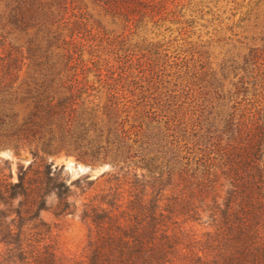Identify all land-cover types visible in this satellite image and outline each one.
<instances>
[{
	"label": "trees",
	"instance_id": "trees-1",
	"mask_svg": "<svg viewBox=\"0 0 264 264\" xmlns=\"http://www.w3.org/2000/svg\"><path fill=\"white\" fill-rule=\"evenodd\" d=\"M165 3L0 0V45L12 32L29 44L0 62V148L33 155L16 180L0 177V264H264V47L231 55L211 75L183 61L177 88L127 98L142 80L112 68L135 50L132 36L164 23ZM88 4L124 23L104 42L105 91L69 64L101 28ZM39 150L110 169L70 180L63 166L36 161ZM100 178L111 187L81 203L85 242L65 254L40 212L53 194L55 217L75 214L72 187L84 193Z\"/></svg>",
	"mask_w": 264,
	"mask_h": 264
},
{
	"label": "rangeland",
	"instance_id": "rangeland-1",
	"mask_svg": "<svg viewBox=\"0 0 264 264\" xmlns=\"http://www.w3.org/2000/svg\"><path fill=\"white\" fill-rule=\"evenodd\" d=\"M165 1L161 13L165 17L164 23H161L160 27L149 23L146 29L132 36L131 44L135 46V50L129 54L126 62L116 64L112 68L118 72L119 66L120 71H128L129 82L142 80L140 89L130 86V89H134L135 96H131L130 89L127 88L124 92L127 98L136 100L151 91L155 95L177 88L174 85L178 80L175 71L178 70L177 64L183 61H187L188 66L193 65L200 73L207 71L211 75L212 72H219L224 63L229 64L227 61L231 55L240 51L247 53L248 47H264V0ZM88 7L99 20L101 28L99 31L94 30L99 33L90 36L87 45L73 55L69 64L71 68H76V72L86 74L90 85L98 91H105L109 87L111 89V49L107 48L104 42L107 36L111 39V31L121 33L124 23L111 17L99 6L88 4ZM13 33L5 34L3 38L4 43L0 45V62L8 56L26 55L29 44L25 36L18 37L17 32ZM125 33H129V30ZM28 64L29 60L23 63L19 72L21 78L25 77ZM230 67L234 71L236 66ZM160 74L162 77H159ZM230 79L235 80L236 77L232 76ZM98 99L96 97V100ZM37 156L36 161L63 166V173L69 175L70 180L85 174L94 178L110 169L109 164L105 163L94 168L89 166L91 170H86L88 165L64 150H39ZM4 160H8V163ZM32 160L33 155L28 147L0 148V177L11 173V180H16L18 165L26 166ZM109 187L111 183H106L104 178L98 179L84 193L72 187L69 200L75 201L78 207L73 215L55 217L53 212L56 197L53 194L47 197L48 207L40 212V216L52 224V232L58 234V243L65 254L77 255L85 242V226L78 217L81 203L96 201L102 190Z\"/></svg>",
	"mask_w": 264,
	"mask_h": 264
},
{
	"label": "water",
	"instance_id": "water-1",
	"mask_svg": "<svg viewBox=\"0 0 264 264\" xmlns=\"http://www.w3.org/2000/svg\"><path fill=\"white\" fill-rule=\"evenodd\" d=\"M86 170H91V167L87 166V167H86Z\"/></svg>",
	"mask_w": 264,
	"mask_h": 264
}]
</instances>
